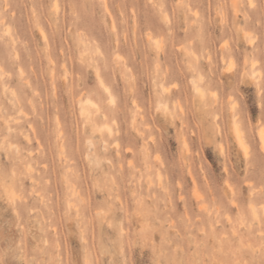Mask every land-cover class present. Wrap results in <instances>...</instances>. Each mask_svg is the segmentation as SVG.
Returning <instances> with one entry per match:
<instances>
[{
  "label": "rangeland",
  "instance_id": "rangeland-1",
  "mask_svg": "<svg viewBox=\"0 0 264 264\" xmlns=\"http://www.w3.org/2000/svg\"><path fill=\"white\" fill-rule=\"evenodd\" d=\"M261 135L264 0H0V264H264Z\"/></svg>",
  "mask_w": 264,
  "mask_h": 264
},
{
  "label": "bare ground",
  "instance_id": "bare-ground-1",
  "mask_svg": "<svg viewBox=\"0 0 264 264\" xmlns=\"http://www.w3.org/2000/svg\"><path fill=\"white\" fill-rule=\"evenodd\" d=\"M103 84V83H102ZM105 89V88H104ZM239 130V129H238ZM242 137V136H241ZM261 138H263L264 139V137H263V135H261ZM13 191V190H12ZM8 192V191H7ZM12 195L14 196V194L12 193ZM9 199H11V198H9Z\"/></svg>",
  "mask_w": 264,
  "mask_h": 264
}]
</instances>
